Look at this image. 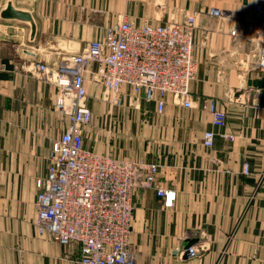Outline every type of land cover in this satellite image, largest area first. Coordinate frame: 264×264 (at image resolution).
I'll return each instance as SVG.
<instances>
[{
    "label": "crops",
    "instance_id": "obj_1",
    "mask_svg": "<svg viewBox=\"0 0 264 264\" xmlns=\"http://www.w3.org/2000/svg\"><path fill=\"white\" fill-rule=\"evenodd\" d=\"M254 4L264 10V0H0V264H74L64 254L78 253L34 229L36 179L67 120L54 109V82L30 66L56 68L122 16L140 24L187 13L196 23L192 106L171 95L161 111L155 101L127 97L114 106L85 74L94 100L84 144L156 163V182L175 190L164 206L155 188L135 181L129 241L136 264H264V70L257 62L264 17ZM210 7L222 14L209 15ZM210 99L226 112L222 126L203 107ZM187 245L198 254L187 256Z\"/></svg>",
    "mask_w": 264,
    "mask_h": 264
},
{
    "label": "built area",
    "instance_id": "obj_2",
    "mask_svg": "<svg viewBox=\"0 0 264 264\" xmlns=\"http://www.w3.org/2000/svg\"><path fill=\"white\" fill-rule=\"evenodd\" d=\"M254 10L256 17H264L261 4H254ZM207 12L222 14L216 7ZM195 27L194 13L185 14L182 20H144L140 24L122 16L102 39L90 40L56 68L43 62L30 66L39 78L54 82V109L67 120L48 152L46 174L36 179L33 225L38 235H48L65 247L76 246V257L72 258L70 250L64 254L74 264H136L129 236L131 194L138 177L143 187L155 188L164 206H171L176 195L175 190L156 182V163L120 158L85 146L82 126L92 119L85 74L100 85L99 99L114 106L127 97L129 101H155L161 111L165 96L171 95L190 107L189 85L198 67L193 51ZM257 62L264 70V38L258 45ZM124 85L129 92L122 90ZM203 107L213 125L225 124L226 112L214 100H206ZM243 169L247 172L248 164ZM184 253L193 257L198 250L187 245Z\"/></svg>",
    "mask_w": 264,
    "mask_h": 264
},
{
    "label": "water",
    "instance_id": "obj_3",
    "mask_svg": "<svg viewBox=\"0 0 264 264\" xmlns=\"http://www.w3.org/2000/svg\"><path fill=\"white\" fill-rule=\"evenodd\" d=\"M5 13H9L8 11H6ZM14 16H19L21 18H26V14L22 13V12H18L16 14H13Z\"/></svg>",
    "mask_w": 264,
    "mask_h": 264
},
{
    "label": "rangeland",
    "instance_id": "obj_4",
    "mask_svg": "<svg viewBox=\"0 0 264 264\" xmlns=\"http://www.w3.org/2000/svg\"><path fill=\"white\" fill-rule=\"evenodd\" d=\"M92 100H94V99H90V100H89L90 103L93 102ZM36 234H37V233H36ZM36 234H35V235H36ZM37 235H38V234H37ZM37 235H36V236H37ZM38 236H39V235H38ZM49 237H50V236H49ZM70 251H71V253H72V250H70ZM73 252L76 253L74 249H73ZM72 254H73V253H72Z\"/></svg>",
    "mask_w": 264,
    "mask_h": 264
}]
</instances>
